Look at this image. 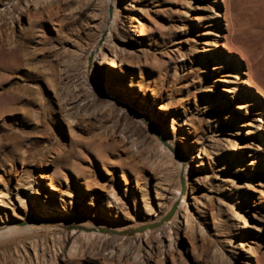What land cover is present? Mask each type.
Returning <instances> with one entry per match:
<instances>
[{
	"label": "rangeland",
	"instance_id": "1",
	"mask_svg": "<svg viewBox=\"0 0 264 264\" xmlns=\"http://www.w3.org/2000/svg\"><path fill=\"white\" fill-rule=\"evenodd\" d=\"M59 1L65 8L63 15L55 14L61 31L52 24L53 8L43 2L40 7L36 0H14L10 4V14L0 12V189H6L7 184L10 189L20 190L23 194L29 195L31 190L32 195L37 197L41 185L44 190L56 193L58 199L48 204L61 213L45 210L50 221L33 220L34 227L42 224L43 228L1 236L0 264H197V256L205 240L202 237L193 239V233L189 231L190 224L186 231L185 200L176 203L181 211V230L174 239V256L166 253L162 260H158L157 253L150 251V256L146 254V237L138 245L134 242L137 232H126L143 225L136 224L134 209L124 210V217H121L116 214L117 208L105 207L101 203L92 205L90 197L84 195V192H89L88 185L77 174L82 172L86 180L88 178L96 182L97 187L90 191L104 194L103 200L107 198L104 185L117 188L114 196L125 195L128 185V193L132 197L138 196L142 210L145 199L152 200L157 209L156 189L163 188L167 183L164 177L167 170L170 169L171 177L175 175L173 178H177L172 156L159 150L157 139L162 137V140L167 141L170 138L179 153L187 155L189 149L186 147L187 133H183L184 129L192 137L205 133L204 141L207 138L215 140L225 137L220 140L222 160H207L206 164H201V158L196 153L191 155L194 161L190 172L198 200L191 194L187 204V213L193 214L195 218L196 230L200 219L206 217L213 250L224 245L229 237L227 230L220 223V217L215 212H209L207 204L211 195H216L213 185L217 184L218 179L215 176H221L225 171L221 170V166L226 161L231 166L238 161L232 159L231 152L238 154L239 149L233 150L234 145L232 147L229 141L235 136V119L238 116L247 121L253 117L259 118L258 107L253 100L264 102V0H216L219 9L227 12L226 18L218 16V10L211 11V0H191V7L185 6L190 0H122L123 23L115 32L118 37L115 35L112 38L114 45H106L103 36L100 38L98 44L103 42L106 45L104 51L107 55L98 58L93 64V71L108 85L104 89L110 90L111 96L115 93L118 100L129 99L130 108L135 109L137 106L135 110L139 112L154 114V120L161 127L158 134L152 133L146 125H136L134 116L128 110L122 112L123 106L112 102L105 95H94L98 105L88 112H68L70 105H67V101L71 100L69 86L72 81L71 72L67 71L66 53L75 49L82 52L84 57L96 39L98 28L95 22L103 16L105 6L99 4V9L96 6L93 10L84 8L88 0ZM134 6L140 8L138 15L147 31L144 39L138 41L140 43L135 41V34L129 37L122 27L131 19ZM112 11L113 8L109 7V22ZM213 15H217L214 19L224 38L208 34L216 27L211 25ZM200 17L201 21L198 20ZM217 41H223L227 47ZM206 42L210 43L207 45L211 47L209 51L203 47ZM128 45L138 52L142 50V55H136L134 51L124 52L121 62L122 51L119 50ZM113 51L118 52L117 57ZM228 56L233 60L228 59ZM241 73L243 78H240ZM221 76L228 81L216 79ZM249 78L252 81L250 84L246 81ZM225 84L237 88L236 98L223 90ZM224 95L232 102L229 108L223 100L218 101ZM159 96H162L161 99ZM241 97L244 102H249V113L237 108ZM147 100L152 101L148 111L144 108L148 105ZM160 102L167 111L158 106ZM203 107L205 113L202 112ZM189 118L193 119V125H186ZM253 121L255 124L259 122ZM251 129L256 133L243 134L241 146L247 160L253 159L255 155L260 157L258 179L263 180L264 149H257L261 141L258 128L252 126ZM243 131L247 132L248 127H243ZM129 134L135 136L136 140ZM133 142L138 144L140 151L134 149ZM251 152H254L253 155ZM201 155L206 156L204 152ZM164 168L167 170L164 171ZM43 172L48 179L41 177ZM230 174L236 184L246 179V175L239 171ZM53 181L59 184V191L50 187ZM73 200L81 204L82 217L66 210L68 202ZM256 200H259V193H256ZM37 202L18 206L17 209L27 217L30 209L36 208ZM243 205L248 209L247 219L251 224L246 246L255 247L254 237L260 238L264 234V203ZM93 211L98 212L102 220L92 217ZM197 216L200 219L197 220ZM64 219L70 223L63 225ZM109 219L120 222L122 230L113 226L117 234L104 232L112 239L99 233L88 240L82 237L77 242L79 245H75L81 253L69 258L71 247L63 245L65 233L71 232L74 225L84 224L83 220L87 223L96 220L102 224ZM50 225L52 228H47ZM86 226L80 227L90 228ZM118 231L124 232L120 235H125L120 245L116 237ZM108 239L112 241L109 249L105 248ZM165 240L169 242L168 238ZM261 244L264 245V237ZM179 246L183 247V251L179 250ZM131 247L136 250V254L126 255L125 250L129 251ZM225 254L231 257L227 248ZM254 254L264 259V248H256ZM250 258V264H258V257H251L246 251L242 252L238 264H247L245 262Z\"/></svg>",
	"mask_w": 264,
	"mask_h": 264
},
{
	"label": "bare ground",
	"instance_id": "2",
	"mask_svg": "<svg viewBox=\"0 0 264 264\" xmlns=\"http://www.w3.org/2000/svg\"><path fill=\"white\" fill-rule=\"evenodd\" d=\"M13 1L14 0H0V12L2 14H10L12 11V8H11L12 4L11 3H13ZM36 1H37V5H40V7H41V4L43 2L44 4L53 8L52 11L54 10V12H51L52 14L54 13V15H53L54 18L51 17L52 21H53L52 24L57 25V28L59 29V31H61L62 27L59 26V21L55 18L60 14L63 15L62 13L65 10V8L62 6L60 1L59 0H36ZM217 1H219V0H217ZM27 2H28V0H27ZM84 2H86V1L84 0ZM215 2H216V0H211V11L212 10H218L217 11L218 16L221 15L223 18H226L227 12L221 11L219 9V6ZM121 3H122V0H88L87 4L84 3L85 4L84 8H88V9H91V8L93 9L99 4H103L105 7L102 10L103 16L100 15L101 19H99L98 21L95 22V24L98 28V34H96L97 35L96 39H95L94 43L88 47V50L87 51L85 50L86 52L84 54V57H82V55H81L82 52L79 53V50L76 51L75 49L68 51V54L66 53V59L68 61L66 64V66L68 68L67 71H68V73L71 72L70 73L71 74L70 80L72 81L71 85L69 86L70 90H71V97L69 99H71V100H70V102L67 101V105H70V107H69L70 111H68V112H70V113L79 112V111H81V112L87 111L88 112V111L92 110V108L97 107V105H98V103H96V99H95L94 95H98V94L101 96L105 95L112 102L121 104L124 108V109L121 108L122 112L125 109L128 110L129 113H131L134 116V121H135L136 125H140V124H143L144 126L146 125L149 127V129L152 133L158 134V132H161V127L159 126L157 121L154 120V118H153L154 114L146 115V112H139L138 110H135L137 106H135V109L133 107H131V108H133V109H131L128 106L130 104L129 99L123 98L122 100H118L115 97V96H117V95H115V93L111 96L109 94L110 90L107 91L106 89H104V87L107 88L108 85L100 77L96 76V74L93 71V69H94L93 64L98 60V58L101 55H104V57L107 55V52L104 51V47H106L107 44H111V43H113V45H114V42H112L113 41L112 38L115 37V35H116L115 32L117 30H119V28L121 27V25L123 23V22L121 23V21H123V20H121L122 19V17H121L122 13H121V7H120ZM84 4H83V6H84ZM185 6L191 7L192 1L190 0V1L186 2ZM109 7L113 8L112 19L110 22L108 21ZM97 8L99 9V6H97ZM20 11H21V9H20ZM132 11L133 12L130 15L131 19H129V21L126 22L125 25H123L122 27H123V30L127 32V35L129 37L132 34L133 35L135 34V36H137L135 41H137V43H140L138 41H141L144 39L147 31H146V27L144 26V24L141 21L140 15H138L140 8L137 6H134ZM49 12H50V10H49ZM221 12H223V13L221 14ZM86 15H87V13H86ZM216 16H214V15H213V17L211 16V19L213 20V23L211 25H216V27H214L208 34H212L215 37L217 36V38L218 37L224 38L225 35L221 34L220 26L218 25L217 22H215L214 18ZM18 17H19V14H18ZM194 18H196V17H194ZM201 19H202L201 17L198 18L199 21H201ZM132 31H133V33H132ZM94 33H96V32H94ZM197 35H199V33ZM102 36L104 38L103 41L106 43V45L103 42H102V44L101 43L98 44V42ZM132 39H133V37H132ZM126 40H128V38ZM217 43L223 44L225 47H227V44H224L223 41H217ZM82 44H83V42H82ZM207 45H210V43L209 44L207 43L206 45H204L203 46L204 49H206V51L211 50V47H209ZM78 46H79V44H78ZM75 47H76V45H75ZM122 48H124V49L119 50V48H118V50L120 52L122 51V54H120V56L122 57L121 62L123 60V57L125 56V55H123L124 52L130 53V52L134 51L133 53H135L136 55H139V54H141L140 52H143L142 50L141 51L139 50L140 52H138V51H136V48L133 49L129 45L124 46ZM117 53H115V51H113V55L115 57L118 56ZM228 59L233 60V58H231L230 56H228ZM139 61H141V60H139ZM237 63L239 66H241L240 62L237 61ZM59 70H60V68H59ZM70 74H69V76H70ZM116 75L119 76V74H116ZM240 76H241L240 78H243L242 73L240 74ZM221 78H222V76L216 77V79H221ZM225 78H222L221 81L222 82L228 81V80H225ZM249 79L246 81L249 82V84H250L252 81H251V79L250 80ZM119 81L120 80H117L116 82H119ZM223 90L231 93V96L233 98L234 97L236 98L235 94H236L237 88L235 86L225 84L223 86ZM160 97H162V96H159V98ZM220 100H223L225 102V104H226L225 106L227 108L231 107L232 102L228 98V96H226V95L221 96L218 98V101H220ZM157 101H155V102H157ZM248 103L244 102V100L241 97L240 102L237 105V108L238 109H244L247 111V113H249L248 112L249 111V104ZM253 103L257 104V107H258L257 114L259 113V118L253 117L250 121H247L244 117L238 116V118L235 119V121H236L235 122L236 123L235 124V127H236L235 136L233 137V139H229V141L231 142L232 147L234 145V147L232 148L233 150L239 149L238 154L236 152H231L232 159L235 158L238 161L237 162L235 161L232 166L228 163V161H226L227 165H229V166H227L226 163L223 164V166H221V170H225V171L223 172V174L221 176H220V174L218 176H215L218 179L217 184L213 185L214 192L216 193V195H211V198L209 199L208 204H207V208H208L209 212H213V213L215 212L220 217L219 218L221 220L220 223L223 224V226L227 230V235L229 237L227 240H225L224 245L219 246V247L216 246L217 248L215 247L216 249L213 250V247H212L213 245H211L209 242L211 232L209 233L208 226L205 223L206 217L204 216L205 218H203V219H200L199 216L196 217L197 220L200 219V223L197 225V230H196L195 229V218H194L193 214L187 213V209H188L187 204H188V200H189L191 194H193L194 197L196 196L195 195L196 188L194 185V181L191 178V172H190L191 168L193 166L192 165L193 161H194V159H192L191 155H194L196 153L197 156H199L201 158V164H206L207 160H209V161H212L215 159H218V161L222 160L223 159L222 158L223 157V153H222L223 148L220 145V140L226 139L225 137H222V138L218 137L215 140L207 138L204 141L205 133H198V134H195V137H192L190 135V132L188 133L184 129L183 133H187V135H186L187 146L186 147L189 149V152L187 153V155L186 154H183V155L180 154L179 151L177 150L176 146L174 144H172V141L170 140L169 137H168L169 139L167 141H165L164 139L162 140V137L160 139H157L159 150L164 151V153L166 152L168 155L172 156V159L174 161V165L176 166L175 174L177 177V178H173L175 175L173 177H171L170 169L167 170V168H164V171L167 170V174H165L166 176H164V174H163L167 183L164 185V187H163V185L161 186L163 188L159 187L156 189V194H157L156 196H158L157 197L158 198V200H157L158 208L156 207L157 209H155V206H153L152 200L147 201L145 199V201L143 202V206H144L143 209L144 210H142V206L139 205L138 200H137L138 196L134 195V197H132L133 195L128 193V189H127L128 185L126 188L127 193L123 196H114V194L117 192V188L114 186L104 185V190L106 191L105 195L107 196V198L105 200H103L101 198L104 194L101 195V193H97V192L92 193L90 191V190H93L97 187V185L95 184L96 182H94L93 180L92 181L88 180V178L86 180L85 179L86 176H84V174L82 172H78V174H77L78 178L84 179L86 181V184L88 185L87 188H88L89 192H84V195H87L88 197H90V199L92 201L91 202L92 205L98 206L101 203L105 207L117 208L116 214L121 216V217H124L123 216L125 214L124 210L134 209L135 216L137 217V222H136L137 225H142V224L147 225V224H151V223H155V222L160 221L162 218L165 217L166 213L170 209H172V207L176 203H178V201L181 202L183 199V201L185 200V206H183V208L185 209L184 218L187 221L186 231H187L188 226L190 224L189 231H192L193 239L196 240V238L202 237L205 240L203 246H201L202 247L201 251L197 256V258H198L196 260L197 264H238V262L240 261V256L242 255L243 251L249 252V255L251 257L252 256L258 257V264H264V259H262L261 257L254 254V250L256 248L259 250L264 248V245L261 244V239L264 237V234H261L260 238L254 237L255 239H253V244H255V247L254 246H246L247 234L249 231L248 229L251 228V224L247 219V210L248 209H246L243 205V204H248V203L249 204L254 203L255 205L264 203V179L263 180L258 179V177H259L258 169H259V163L261 162V159L259 156L255 155L253 159L247 160L246 157H244V154H243L244 151H243V148L241 146V145H243L242 144V135L243 134L245 135L246 133L247 134L256 133V131L251 129V127L253 126V127L258 128V132L260 134V139H261V141L259 142V144L257 146V149H261V148L264 149V141H263V139H264V133H263V131H264V102L262 100H259V99H254ZM147 104L148 105H145V107H144L146 109V111L149 110L150 105L152 104V101L147 100ZM158 106L162 110L167 111V108L164 109L165 105L162 102H160ZM202 112L203 113L206 112L204 107L202 109ZM251 113L254 114L253 111ZM254 119H255V121L257 120L259 122L257 124L253 123ZM192 122H193V119L189 118L188 121L186 122V125H193ZM245 126L248 127L247 132L243 131V127H245ZM129 137L136 140L135 136H131L129 134ZM133 147L136 151H140L139 146L136 142H133ZM126 151L127 150H125V152ZM202 152H204L206 154V156L201 155ZM251 153L253 155L254 152H251ZM190 156H191V158H190ZM240 158H242V159H240ZM248 166H249V168H248ZM234 167H235V169H234ZM236 167H237V170H236ZM161 170H160V172H161ZM172 171H173V169H172ZM236 171L241 172L242 175H246V179L237 181V184L234 182V179L231 177V174H230V173L233 174ZM44 172H45V168H44ZM44 172L41 175V177L48 179V177L46 175H44ZM162 173H163V171H162ZM182 176H184V184H182V180H181ZM263 178H264V176H263ZM162 181H164V180L162 179ZM138 182L140 183L139 180H138ZM41 183L42 182H39V184H41ZM50 187L53 190H57V191L60 190L59 184L56 183L55 181L50 183ZM5 188L6 189H0V237L5 236V235L10 236V234H14L16 232H18V233L26 232L28 230H32L35 228H37V229L43 228L42 224L41 225L38 224V226L34 227L33 225H35V224L33 223V220L39 219V221H43V220L50 221L49 220L50 218L47 216L45 210L52 211L56 214H58V213L61 214L55 208H50V205L48 204V203H54L58 199L56 193L52 192V191L50 192V191L44 190L41 187V185H39L38 192H37V194L41 197H39V196L34 197L32 195L31 190L29 191L30 193L28 195V194H23V192H21L20 190L14 191V189L13 190H12V188L10 189V187L7 184H5ZM159 190H160V192H159ZM256 193H259V200H256ZM62 200L65 201L64 202L65 204L67 203L66 200H64V199H62ZM195 200L197 201L198 198H196ZM33 201H39V202H37V205H35L36 206L35 209L34 208L30 209L29 215L27 216L28 217L27 218L23 215L22 212H20L17 209V207L18 206L24 207V206L28 205L30 202L32 203ZM182 204H184V202ZM178 205H180V204H178ZM29 206H31V205H29ZM66 210L74 213V215L79 214L80 217L83 216L82 215L83 209L81 207V204L78 203L77 201L73 200V201L68 202V204L66 205ZM197 210H198V206H196V211ZM180 212L181 211L178 209V207H176V210L174 212L172 219L166 220L162 225H160L159 227H156L155 229H147L144 232H137L136 238L134 241L135 244H138V245L142 244L144 242V237H146V243H147V247L145 249L146 254H148L150 256V251L155 252V254L156 253L158 254V260H160V259L162 260V258L165 257L166 253H169V255H171L173 257L174 256V254H173L174 253L173 252L174 239H175V237L178 236L179 231L181 230V224H180V220H179ZM121 213H123V214H121ZM150 215H153V216H150ZM155 215H156V217H154ZM92 217L101 219L100 218L101 216L98 214V212H94V211L92 212ZM83 221L85 222L84 223L85 225L90 226L89 229H91V230H86V229H83L82 227H80V226L84 225L82 222L81 224H77L76 226L74 225L72 227V230L70 229L71 232L65 233V235H64L63 245L66 247L68 245H70V247H71L69 252H68L69 258H75L78 256V254L81 253L78 251V249H77L78 247L75 248V245L79 241V239L81 240L82 237H86L85 239L88 240V238L91 239V237H94V235L99 233V234H103L102 236L111 238V236H109V234L97 231L96 228H98V227H109L112 229V227L115 226L116 228H118V229L120 228L122 230V224L119 225L120 222H118V221L114 222V221H111L110 219L103 222L102 224L97 222L96 220H92L89 223H87L85 220H83ZM27 222H31V223L27 224ZM63 222H64L63 225L64 224L66 225V223H70L69 220H67V219H64ZM237 222L239 223V225L237 224ZM134 227H135V225H134ZM47 228L50 229V228H52V226L51 225L47 226ZM242 229H243V231H242ZM173 230H174V233H172ZM195 231L197 233H195ZM111 233H112V231H111ZM118 233L119 234L116 237H118L119 240L116 239L115 242L118 240V245H120L122 243V240L124 239L125 235H120V233H124V232L118 231ZM97 236L99 237L100 235H97ZM99 238H101V236ZM166 238L169 239L168 243L165 240ZM157 239H158V241H157ZM104 240H105V238H104ZM219 243H221V242H219ZM110 244H112V241H110V239H108V241L106 242V245L104 244L105 248L109 249ZM78 245L79 244L77 243V246ZM113 246H115V245H113ZM126 246H127V244H126ZM226 248H227V250H229L231 257H230V255L225 254ZM115 249L116 248H114L113 250H115ZM133 249L134 248L131 247V249H129V251L125 250L126 251L125 254L126 255H131V253L136 254V252H135L136 250H133ZM137 249H139V246ZM123 250H124V248H123ZM179 250L183 251V247L179 246ZM83 251L84 250H82V252ZM95 251H97V250H95ZM98 251H100V250H98ZM116 251H115V253H116ZM112 254H114V252H112ZM123 254H124V252H123ZM97 255H99V254H97ZM19 263H20V261H19ZM245 263L250 264L251 258L249 259V261L247 260ZM2 264H4V263H2Z\"/></svg>",
	"mask_w": 264,
	"mask_h": 264
},
{
	"label": "water",
	"instance_id": "3",
	"mask_svg": "<svg viewBox=\"0 0 264 264\" xmlns=\"http://www.w3.org/2000/svg\"><path fill=\"white\" fill-rule=\"evenodd\" d=\"M181 180H182V184H184V176H182L181 177ZM176 207H177V205H174L173 207H172V209L169 211V213L164 217V218H162L160 221H158V222H155V223H151V224H147V225H142V226H140V227H137V228H133V229H131V230H127L126 232L128 233V232H143V231H146L147 229H153V228H156V227H159L160 225H162L166 220H169L172 216H173V214H174V212H175V210H176ZM93 229V228H92ZM86 230H91V229H86ZM96 230L97 231H100V232H110V231H112L113 233H117V231H114V230H112L111 228H109V227H98V228H96Z\"/></svg>",
	"mask_w": 264,
	"mask_h": 264
}]
</instances>
